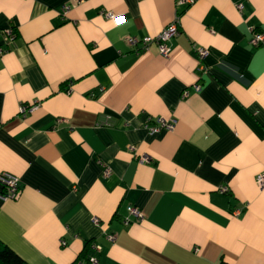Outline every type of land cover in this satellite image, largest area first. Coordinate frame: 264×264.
<instances>
[{
    "label": "crops",
    "instance_id": "crops-1",
    "mask_svg": "<svg viewBox=\"0 0 264 264\" xmlns=\"http://www.w3.org/2000/svg\"><path fill=\"white\" fill-rule=\"evenodd\" d=\"M180 2L0 0V242L25 263L264 264V0ZM175 15L167 57L127 43Z\"/></svg>",
    "mask_w": 264,
    "mask_h": 264
},
{
    "label": "built area",
    "instance_id": "built-area-1",
    "mask_svg": "<svg viewBox=\"0 0 264 264\" xmlns=\"http://www.w3.org/2000/svg\"><path fill=\"white\" fill-rule=\"evenodd\" d=\"M195 0H181V5H191L194 3ZM81 0H75V3H80ZM70 8V5H65L62 8L63 14H65ZM237 9L240 10L241 6H237ZM108 19H112L116 24H120L125 21V17L123 15H114L112 13H106L105 14ZM250 38H249V44L253 47H259L264 46V33L257 32L253 28H249ZM4 43L6 45L12 44L15 38V34L13 32L12 28H7L1 32ZM179 34V16L175 15L169 24L163 29V31L159 34V36L155 38L146 37L143 39H136V38H127V43L129 46L133 47L137 44L140 45V49L143 51L148 50L150 45H155L157 47L158 53L163 56L167 57L169 54V48L167 46V42L174 38ZM7 49L0 48V54L6 52ZM206 55V50L199 48L197 50V57L199 60H202ZM194 91H199L200 84L196 83L192 86ZM188 91H184L182 94L183 98L188 97ZM38 106L37 103L34 104H22L18 107V113L22 116H24L27 113L32 112L36 107ZM175 126V121L170 119L166 120L163 118H156L154 120L150 119L147 121L145 129L148 130L149 134H155L159 133L162 130L165 131H171L173 130ZM140 162H147L148 159L144 156H141L139 158ZM109 170L107 168L104 169V175H108ZM255 182L259 186H264V171L257 174L255 177ZM0 185L2 187V192L0 193V200H12L16 199L19 196L20 193V186H19V179L11 176L10 174L3 173L0 174ZM220 192H225V188H220ZM134 217L137 220L141 219V213L138 210V208L134 206H127L126 207V216L122 219V224L124 226L129 225V217ZM93 222L97 224V220L94 219ZM107 240L109 242H113L114 236L113 235H107ZM60 245L62 247L66 246V243L64 241L60 242ZM92 252L94 255L90 256L88 258L87 264H99L98 259L95 257V253L98 252V249L95 245L90 246Z\"/></svg>",
    "mask_w": 264,
    "mask_h": 264
},
{
    "label": "trees",
    "instance_id": "trees-1",
    "mask_svg": "<svg viewBox=\"0 0 264 264\" xmlns=\"http://www.w3.org/2000/svg\"><path fill=\"white\" fill-rule=\"evenodd\" d=\"M90 244L84 248V252H89ZM0 264H27L19 256H17L11 249L0 242Z\"/></svg>",
    "mask_w": 264,
    "mask_h": 264
}]
</instances>
